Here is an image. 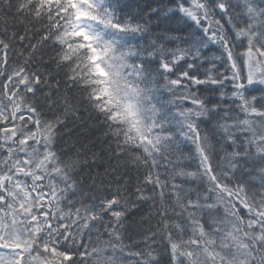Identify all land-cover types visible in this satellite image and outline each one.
Masks as SVG:
<instances>
[{"label":"snow or ice","instance_id":"1","mask_svg":"<svg viewBox=\"0 0 264 264\" xmlns=\"http://www.w3.org/2000/svg\"><path fill=\"white\" fill-rule=\"evenodd\" d=\"M0 264H264V0H0Z\"/></svg>","mask_w":264,"mask_h":264}]
</instances>
